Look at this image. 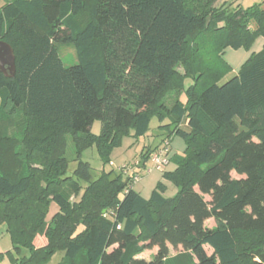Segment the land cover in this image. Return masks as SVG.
Listing matches in <instances>:
<instances>
[{
    "label": "trees",
    "instance_id": "16d2710c",
    "mask_svg": "<svg viewBox=\"0 0 264 264\" xmlns=\"http://www.w3.org/2000/svg\"><path fill=\"white\" fill-rule=\"evenodd\" d=\"M196 1L7 0L0 7V39L15 55L14 76L0 73V226L12 245L0 258L47 264L60 253L55 264H264V42L234 73L220 56L225 46L249 47L264 37V7L201 0L199 9ZM194 37L212 41L216 65L203 59L202 44L189 48ZM62 46L73 49L74 63H64ZM16 114L25 119L18 137L9 132ZM152 116L159 141L145 146L139 161L179 136L183 152L163 172L178 187L175 195L153 189L146 199L128 174L110 181L113 171L93 180L80 153L97 143L106 161L122 135H146ZM33 120L54 126L31 130ZM95 120L99 135L90 133ZM66 133L77 154L69 174ZM50 202L59 212L47 223ZM38 233L45 240L35 246ZM152 248L150 259L139 256Z\"/></svg>",
    "mask_w": 264,
    "mask_h": 264
},
{
    "label": "rangeland",
    "instance_id": "374dc122",
    "mask_svg": "<svg viewBox=\"0 0 264 264\" xmlns=\"http://www.w3.org/2000/svg\"><path fill=\"white\" fill-rule=\"evenodd\" d=\"M7 0H0V7L6 2ZM197 7L200 9L201 8V0H197ZM216 5H224L226 7L236 9L237 6L246 8L248 6H253L257 5L259 7H264V0H217L215 3ZM251 28H254V24H250ZM191 45L189 48H199L201 45V49L203 53H201L202 57L204 60H209L211 62V65L214 66L216 65V62L212 58L214 54V50L212 49V41L209 40L208 38L206 40H203L201 42V38H196L194 37L191 41ZM264 42V37L262 35H257L255 38L254 42L249 46L246 47L245 45L240 46L239 48H233L231 46H225L220 53V56L222 59L227 62L231 66L233 70H238L241 65L245 62V60L252 54L258 52L263 45ZM199 50V51H200ZM191 51V50H190ZM60 55L66 65H70L75 62V57H74V51L70 46H62L60 47ZM201 57V58H202ZM185 61L182 62V66L180 67L181 72H184L185 67H184ZM190 83L189 79H186L184 82L185 87H187ZM179 94V91H172L168 94V97L166 98L167 104H170L175 98H177V95ZM186 99V94L183 92L180 96L181 101H185ZM25 119L23 115L16 114L11 125L9 126V132L11 135L18 137L20 134V131L25 125ZM31 126L29 128L31 130H37L39 132L47 129V128H53V124L50 123H41L40 121L33 120L31 121ZM158 125L159 121L157 117L152 116L150 119L149 123V131L148 135H144L141 137H133L131 135H122L118 141L111 146V148L108 151L107 154V160H101L100 153L97 149V143H94V146L88 147L84 149L81 153V159L84 161H87L90 165L91 168V174H92V179H97L100 174H102L101 171H113L112 174H120L123 176H127V174L132 173L133 171L137 172L139 174V179L136 181L134 184V189L140 193L141 196L144 198H149L150 193L153 189L159 190L164 197H172L175 195L177 192L178 187L173 184L170 180L164 177L163 172L171 170L175 167V164L173 162H169L167 166L164 167L162 171H157V170H151L149 172L146 171V167H136L134 166L135 159L139 160L140 159V154L142 151H145V144L148 141H152L154 133L158 130ZM244 124H242L239 121L235 122V127L237 129L242 128ZM101 131V122L99 120L93 121L91 128H90V133L94 135H99ZM221 135L226 136L228 134V130H223L220 132ZM174 142L171 143V155H174L175 153H181L182 154V147L185 146L183 143L182 139L179 136L174 135ZM65 139V152L63 157L67 161V174H69L72 169L75 166V159H76V147L73 141V138L71 134L66 133L64 135ZM196 142H199V139L196 138ZM180 144L178 146L177 144ZM142 165H149L148 160L143 163ZM126 167L125 170L126 172H122L121 168ZM33 168H38L39 170L42 168L39 164L33 165ZM233 177H237L235 173H232ZM115 179V178H114ZM40 184H43L40 182ZM161 185V188L158 185ZM82 186L84 187L85 184L82 183ZM83 194V189L79 191L78 194H71L70 197V203L74 204L80 196ZM59 212V208L57 207L56 204L53 202L49 203L48 206V213L45 217V221L47 223H50L53 216ZM207 225L214 226L215 223L214 221L210 220L207 222ZM83 226L79 224L77 226V230H81ZM44 234L38 233L34 237V245L37 246L38 244L44 243ZM205 249L207 253H211L212 249L208 246H205ZM156 251V248L152 249H146L144 250L139 256L143 257L145 259H150L151 255ZM27 252V251H25ZM5 253V252H4ZM175 253L174 249L170 247V255H173ZM4 256V261L0 260V264H4L5 262L8 264H12L9 256L8 255H3ZM60 258V253L55 254L52 256L51 260L47 264H52L58 261Z\"/></svg>",
    "mask_w": 264,
    "mask_h": 264
},
{
    "label": "built area",
    "instance_id": "2783aa9c",
    "mask_svg": "<svg viewBox=\"0 0 264 264\" xmlns=\"http://www.w3.org/2000/svg\"><path fill=\"white\" fill-rule=\"evenodd\" d=\"M171 146L170 141H163L158 147H156L149 155L148 162L149 165H140L141 161L136 160L134 162V166L136 167H146V171L149 172L151 170L161 171L167 166L170 162L171 158ZM126 167H122L121 171L126 172ZM131 177V181L136 182L139 179V174L135 171L128 174Z\"/></svg>",
    "mask_w": 264,
    "mask_h": 264
},
{
    "label": "water",
    "instance_id": "95a60500",
    "mask_svg": "<svg viewBox=\"0 0 264 264\" xmlns=\"http://www.w3.org/2000/svg\"><path fill=\"white\" fill-rule=\"evenodd\" d=\"M0 73L6 78H12L15 74V55L13 48L9 43L0 39ZM174 126L170 130L173 131ZM142 165V161L140 163ZM115 178L114 174L109 176L112 181Z\"/></svg>",
    "mask_w": 264,
    "mask_h": 264
},
{
    "label": "crops",
    "instance_id": "0c3cea01",
    "mask_svg": "<svg viewBox=\"0 0 264 264\" xmlns=\"http://www.w3.org/2000/svg\"><path fill=\"white\" fill-rule=\"evenodd\" d=\"M232 72L234 73L235 72V70H232ZM147 135H148V133H147ZM174 135H171V137H170V146H171V143H173L174 142ZM160 138H161V136H160ZM159 138H157L156 140H154V138L152 139V141H148L146 144H145V146H148L150 143H152L153 142V144H155V142L157 143L159 140H158ZM183 141V140H182ZM183 143H184V141H183ZM177 144V143H176ZM178 146H180V144H177ZM183 149H184V146L182 147V152H183ZM174 155H181V153L179 154V153H175ZM135 161H136V159H135ZM172 161H170V163H171ZM174 169V168H173ZM173 169H171V170H173ZM136 182H133V187H134V184H135ZM210 220H212V221H214L213 219H209V220H207V222L208 221H210ZM210 226V225H209ZM42 244V243H41ZM38 245H40V244H38ZM12 249V245H11V241H10V238H9V234L7 233V231L5 230V228L3 227V226H0V253H4V252H6V251H9V250H11ZM2 259H4V256L2 257V258H0V260H2ZM2 261H4V260H2ZM57 262V261H56ZM55 262V263H56ZM55 263H52V264H55ZM4 264H8V263H4Z\"/></svg>",
    "mask_w": 264,
    "mask_h": 264
}]
</instances>
